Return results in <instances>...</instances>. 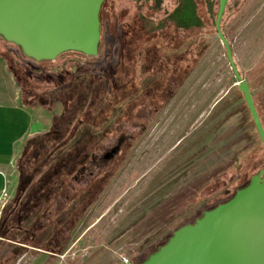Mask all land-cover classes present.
<instances>
[{"label": "rangeland", "instance_id": "obj_1", "mask_svg": "<svg viewBox=\"0 0 264 264\" xmlns=\"http://www.w3.org/2000/svg\"><path fill=\"white\" fill-rule=\"evenodd\" d=\"M198 3L208 20L203 0ZM138 23L136 0H106L101 57L70 53L44 65H33L0 40L2 56L25 80L20 89L27 104H43L57 118L82 103L103 110L93 121L100 138L86 166L67 159V168L53 180V160L46 157L60 136L52 137L36 142L24 163L26 173L36 177L22 185L19 173L9 179L0 202V231L9 232L7 239L0 237V264H32L42 254L49 255L44 264L143 263L172 233L229 201L264 171V145L220 39L212 30L196 29L188 40L172 42L170 32L171 50L159 51L170 62L162 70ZM226 24L235 62L252 86L264 126V0H240ZM191 42L202 52L188 86L191 97H184L178 117L173 111L152 115L147 109L160 84L172 70L186 73L196 60ZM218 96L222 100L212 108L209 100ZM114 110L120 117H113ZM70 123L59 122L63 139L71 135ZM60 178L66 182L57 189Z\"/></svg>", "mask_w": 264, "mask_h": 264}, {"label": "water", "instance_id": "obj_2", "mask_svg": "<svg viewBox=\"0 0 264 264\" xmlns=\"http://www.w3.org/2000/svg\"><path fill=\"white\" fill-rule=\"evenodd\" d=\"M105 1L0 0V38L37 62L55 61L68 52L95 58L99 55ZM229 2L219 0L216 29L264 145V126L250 85L237 69L232 47L221 29ZM42 257L46 261L49 255L38 259ZM138 264H264V171L229 201L175 231L159 251Z\"/></svg>", "mask_w": 264, "mask_h": 264}, {"label": "trees", "instance_id": "obj_3", "mask_svg": "<svg viewBox=\"0 0 264 264\" xmlns=\"http://www.w3.org/2000/svg\"><path fill=\"white\" fill-rule=\"evenodd\" d=\"M136 1H137L138 21H139V23L137 24V28L140 30L146 31V36L148 38V40L146 41H149L151 39L164 38V35L170 32H172L174 35L179 36L181 39L186 41L189 38L188 33L196 29L201 30V31L212 30V32L218 37V32L216 29V17H217V12H218V7H219V0H203V3L205 4L206 10H207L206 13L208 15V20H206L201 15L198 0H173V5H174L173 8L169 7L168 0H136ZM239 4H240V0L235 1L234 5H231V6L229 2L225 10V13L223 15L222 22H221V29L225 37H226V29L228 27V25L226 24L228 15L229 13H231V11L234 8L238 9ZM104 7H105V3L103 6V9ZM140 10H143V12L140 13ZM132 27L134 29L133 24H132ZM141 33H144V32H141ZM0 40H2L3 43H6L11 46H15L14 44L6 42L2 38H0ZM101 40H102V27H101ZM101 43L102 41L100 42L99 55L97 57H101L102 55ZM186 45L187 44H183V49L188 46ZM189 45H192L191 46L192 51H196L195 53L197 55L199 54L198 57L202 55L201 51L198 53L199 47L196 44V42H191ZM70 53L78 54V55H81L82 57L89 58L81 53L68 52V53L61 55L56 60L62 59L64 56ZM21 54L23 55L25 59L30 61L33 65H44V64H49L53 62V61L37 62V61L27 58L22 52ZM0 57L5 59L1 54V50H0ZM5 60L8 63V60L7 59ZM196 62L190 65V67L192 66V69L198 65ZM9 69L13 73L17 85L19 87L23 86V81L25 80L24 79L22 80V77L18 75V73H15L11 67H9ZM237 69H238V66H237ZM125 76L126 74L124 75V77ZM114 77L116 76H113V79L115 80ZM20 79L22 80V83L20 82ZM251 88L252 86H250V89ZM112 90H114V88H112ZM21 99H22V103L25 104L28 108H35L33 106H36V105H29L24 100L23 89H21ZM78 105L79 104H77V106ZM40 106L45 109V106L43 104H40ZM45 110H47L48 113L53 115L50 109H45ZM101 112H103V110L101 111L100 108L96 109L94 104L82 103V105L79 106L78 109H76L74 106L73 107L68 106L65 109L64 113L62 114V116H60V118H57L56 115L54 114L53 115V126L50 132L46 133L45 135L36 137L34 139H29L23 145V148L16 162V168L19 173L20 184L21 185L26 184L29 180L36 177L35 172L26 173L24 163H26V160L30 158L32 154L31 149L36 145L35 143L38 142L39 140L44 139L47 141V139L49 140V138H52V137L58 138L60 136L57 145L53 148L52 151L49 152V154L46 157V159L53 160L50 166L51 167L50 169H52L54 172L53 180H54L55 175L56 176L60 175L61 171L62 170L64 171V169L67 168L68 164L65 162L67 161V159L75 158L76 161H78L77 163L78 165L79 164L87 165L89 157L94 154L93 153L94 148L92 146L94 145L95 141H98L100 138V137L97 138L98 134L96 133L97 131L96 125L93 121H95L94 119ZM120 114H121L120 111L114 110L113 117L115 116L120 117ZM64 119H65V122H71L70 124L72 125H70L69 127L72 129V132L69 137L63 139L58 129L60 127L59 122ZM73 153H76V154H73ZM36 155L38 156V154ZM54 162L55 164H53ZM77 164L73 168V170L76 171L75 173H77L75 175H78L80 173L79 172L80 170L78 169ZM60 180L61 182L58 181L55 184V186H57V189L64 187L63 185L66 182L65 179L60 178ZM203 214L201 216H203ZM4 228L5 226L3 227V229ZM9 229L10 228L6 230H9ZM1 232L2 231H0V237L3 239H7L4 233H9V232L6 231L3 234H1Z\"/></svg>", "mask_w": 264, "mask_h": 264}, {"label": "crops", "instance_id": "obj_4", "mask_svg": "<svg viewBox=\"0 0 264 264\" xmlns=\"http://www.w3.org/2000/svg\"><path fill=\"white\" fill-rule=\"evenodd\" d=\"M168 34L164 36L167 41L163 45L158 43H161L163 38L158 39V41L157 39L149 40L153 44L152 47L157 51L158 65H161L162 70L163 66H166L165 64L170 62L166 60L165 55H160L159 51H170L172 48L170 44L172 42H175L176 39L182 41L179 36L173 34L175 39L172 41V37L170 39L172 42L168 44L170 42ZM195 52L192 51L190 55L192 56L193 54L196 59L192 63L202 56L198 57ZM197 69L198 67H196L192 74H189L192 71V66L188 68L186 73L182 74L174 73L172 70L173 74L166 77V83L160 84V87L158 86L157 95L152 100L151 108L147 109V111L152 112V115H157V117H160L161 114L164 117L173 111L176 113V117H178L181 105L187 102L184 97L186 95L191 97L190 92L192 90L188 86L195 76ZM150 78L152 77L148 79ZM204 91L206 89L202 90V92ZM207 95L209 97L212 96L208 93H205L204 96ZM147 96L150 98L151 93L148 92ZM221 100L222 96H218L213 100H209V104L213 108L215 105L220 104ZM190 103L189 106H191ZM57 114L59 113L57 112ZM52 126L53 115L48 113L47 110L41 107L28 108L22 103L21 89L17 85L7 61L0 57V202L4 198L3 194L7 192L9 179L18 175L16 162L24 143L39 134L48 133L52 129Z\"/></svg>", "mask_w": 264, "mask_h": 264}, {"label": "bare ground", "instance_id": "obj_5", "mask_svg": "<svg viewBox=\"0 0 264 264\" xmlns=\"http://www.w3.org/2000/svg\"><path fill=\"white\" fill-rule=\"evenodd\" d=\"M44 262H45V259L42 257L38 259L37 261H35L33 264H43Z\"/></svg>", "mask_w": 264, "mask_h": 264}, {"label": "built area", "instance_id": "obj_6", "mask_svg": "<svg viewBox=\"0 0 264 264\" xmlns=\"http://www.w3.org/2000/svg\"><path fill=\"white\" fill-rule=\"evenodd\" d=\"M3 196L5 197V196H6V194H3ZM2 200H3V199H2ZM125 264H129V263H128V261H127V262H125Z\"/></svg>", "mask_w": 264, "mask_h": 264}, {"label": "flooded vegetation", "instance_id": "obj_7", "mask_svg": "<svg viewBox=\"0 0 264 264\" xmlns=\"http://www.w3.org/2000/svg\"><path fill=\"white\" fill-rule=\"evenodd\" d=\"M1 240V239H0ZM2 241L4 242L5 240L2 239Z\"/></svg>", "mask_w": 264, "mask_h": 264}]
</instances>
